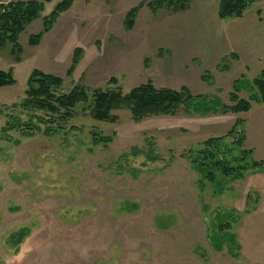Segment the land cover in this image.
<instances>
[{
    "label": "rangeland",
    "instance_id": "1",
    "mask_svg": "<svg viewBox=\"0 0 264 264\" xmlns=\"http://www.w3.org/2000/svg\"><path fill=\"white\" fill-rule=\"evenodd\" d=\"M14 1L43 9L18 36L19 50L0 46V71L15 80L0 89V264H264V189L249 180L261 170L209 182L189 158L243 120L228 112L229 96L236 80L264 71V0L227 20L217 17L219 0H193L184 12L152 11L146 0H76L35 45L29 39L61 0L0 3ZM32 71L62 79L60 94L77 85L127 94L150 82L221 105L140 122L125 110L97 122L78 107L65 130L48 135L31 118L39 112L19 107ZM92 132L111 142L95 145Z\"/></svg>",
    "mask_w": 264,
    "mask_h": 264
},
{
    "label": "trees",
    "instance_id": "2",
    "mask_svg": "<svg viewBox=\"0 0 264 264\" xmlns=\"http://www.w3.org/2000/svg\"><path fill=\"white\" fill-rule=\"evenodd\" d=\"M50 1V0H46ZM76 0H61L52 12L43 18V31L29 39L31 45L37 44L40 36L50 30L55 20L63 12L68 11ZM147 1L152 11L172 7L176 12L188 10L193 0H154ZM256 0H219L217 17L219 20L241 18L243 13ZM131 9L126 15V25L132 26L133 17L138 8ZM42 3L14 1L7 4L0 3V46L5 42L10 43L14 49L19 50L17 45L18 36L25 30L26 26L40 17ZM238 79L233 85V91L229 96L232 106L228 112L232 114H245L251 109V103L264 106V71L250 81ZM205 81V78L202 79ZM15 84L11 71H0V89ZM63 80L46 75L39 71H32L25 90V98L19 107L32 112H39L37 116L32 113L31 118L44 124V134L59 135L65 130L68 122L77 115L78 107L82 110L88 109L91 118L97 122H112L111 112L125 110L134 122H140L151 117H168L178 114L181 107L187 113L196 115L216 113L221 104L211 102L206 96L193 97L186 88L178 91L169 89H156L150 82L132 88L127 94L120 90H90L84 86H74L68 93L60 94L59 90ZM109 84H117L115 79H110ZM249 94L246 100L240 99L241 91ZM222 109V107H220ZM224 114L226 109H222ZM12 128L6 125L2 131ZM25 134L28 131H40L38 125L23 124ZM70 129H73L71 127ZM69 129V130H70ZM92 142L97 144H108L111 137H102L91 133ZM245 127L243 120H237L232 128L223 136L212 137L205 140L199 150L190 152V163L194 171L201 174L209 182L215 180L219 174L226 178H241L246 172L255 173L264 171V162H257L253 158V152L244 146ZM264 173V172H262ZM228 229V226L222 227ZM25 234L17 236L18 244L23 240ZM232 243L236 238L228 236ZM215 238V237H214Z\"/></svg>",
    "mask_w": 264,
    "mask_h": 264
},
{
    "label": "crops",
    "instance_id": "3",
    "mask_svg": "<svg viewBox=\"0 0 264 264\" xmlns=\"http://www.w3.org/2000/svg\"><path fill=\"white\" fill-rule=\"evenodd\" d=\"M242 115L245 127L244 146L247 150H251L253 152V158L255 161L264 162V106L253 103L251 105V109ZM256 176L262 177V179L256 178L251 180L249 178L250 184L252 183L253 188L258 190V183L261 182L260 184L263 185L264 189V173L261 172L260 174H256ZM259 202H261V206L262 202H264V198L262 197V199H259Z\"/></svg>",
    "mask_w": 264,
    "mask_h": 264
}]
</instances>
